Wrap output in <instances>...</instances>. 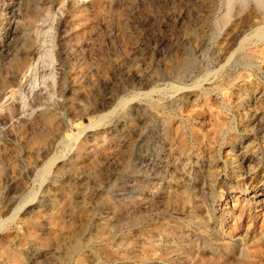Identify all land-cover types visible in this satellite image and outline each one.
Instances as JSON below:
<instances>
[{
  "label": "rangeland",
  "instance_id": "rangeland-1",
  "mask_svg": "<svg viewBox=\"0 0 264 264\" xmlns=\"http://www.w3.org/2000/svg\"><path fill=\"white\" fill-rule=\"evenodd\" d=\"M0 264H264V0H0Z\"/></svg>",
  "mask_w": 264,
  "mask_h": 264
},
{
  "label": "bare ground",
  "instance_id": "bare-ground-1",
  "mask_svg": "<svg viewBox=\"0 0 264 264\" xmlns=\"http://www.w3.org/2000/svg\"><path fill=\"white\" fill-rule=\"evenodd\" d=\"M229 63V62H228Z\"/></svg>",
  "mask_w": 264,
  "mask_h": 264
}]
</instances>
